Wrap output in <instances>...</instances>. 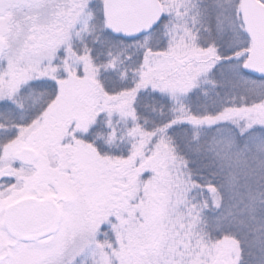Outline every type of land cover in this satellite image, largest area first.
Segmentation results:
<instances>
[{
	"label": "snow or ice",
	"instance_id": "obj_1",
	"mask_svg": "<svg viewBox=\"0 0 264 264\" xmlns=\"http://www.w3.org/2000/svg\"><path fill=\"white\" fill-rule=\"evenodd\" d=\"M0 264H264V0H0Z\"/></svg>",
	"mask_w": 264,
	"mask_h": 264
}]
</instances>
